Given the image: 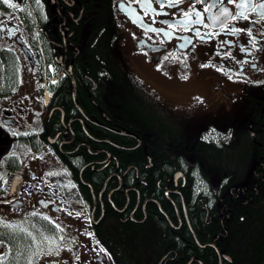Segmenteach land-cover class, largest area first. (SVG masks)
I'll return each instance as SVG.
<instances>
[{
	"label": "flooded vegetation",
	"instance_id": "af4514ba",
	"mask_svg": "<svg viewBox=\"0 0 264 264\" xmlns=\"http://www.w3.org/2000/svg\"><path fill=\"white\" fill-rule=\"evenodd\" d=\"M261 5L0 0V264H117L101 230L111 215L146 222L149 203L193 236L185 175L141 176L120 155L142 151L152 169L159 154L186 146V111L198 106L181 99L173 79H187L184 66L203 85L202 102L231 114L208 141L232 144L246 132L264 149V118L255 117L263 103L250 97L264 90ZM44 76L54 80L47 94ZM252 171L264 182V158ZM257 191L247 188L248 206ZM210 243L219 263L233 262ZM168 256L158 264H171Z\"/></svg>",
	"mask_w": 264,
	"mask_h": 264
},
{
	"label": "trees",
	"instance_id": "16d2710c",
	"mask_svg": "<svg viewBox=\"0 0 264 264\" xmlns=\"http://www.w3.org/2000/svg\"><path fill=\"white\" fill-rule=\"evenodd\" d=\"M250 97H255L257 104L263 103V109H256L257 114L262 113L255 117L264 118V90L251 93ZM257 137L235 132L232 144H221L186 132V146L170 150V156L159 154L152 169H145L146 156L142 151L120 155L123 166L139 165L141 176L152 174V178L164 180L172 178L177 170L183 171L187 178L185 202L195 231L192 236L186 226L184 234L173 229L153 203L148 204L149 218L143 223L123 222L111 215L100 238L111 249L116 263L158 264L167 252L169 259L174 258L171 264H187L192 257L203 264H219L216 250L200 247L195 235L200 244L214 241L221 252L233 258L232 263L224 264H264V182L258 181L252 171L264 158ZM129 173L134 175L135 170ZM249 186L260 190L256 193L260 195H255L248 206ZM157 193V189L151 192L162 198ZM162 200L168 215L164 214L174 219Z\"/></svg>",
	"mask_w": 264,
	"mask_h": 264
},
{
	"label": "rangeland",
	"instance_id": "374dc122",
	"mask_svg": "<svg viewBox=\"0 0 264 264\" xmlns=\"http://www.w3.org/2000/svg\"><path fill=\"white\" fill-rule=\"evenodd\" d=\"M183 73L187 78L185 80H178L176 77H173L176 86L180 90H182L181 99L187 102L196 99L195 104L198 106L196 109L190 107L186 111L188 121H190V125L192 126V129L189 131L194 134L198 133V130L201 131L202 128L207 129L206 133L203 134V138L207 140H217L220 136L217 135L218 133H216L215 131L213 132V129L211 127H216L217 125L225 123L227 120L231 119V114L228 112L229 110L223 111L219 108H215L216 103L213 102L210 103V107L209 104L205 102L203 103V85L199 84L192 78V74H189L187 66H184ZM148 77L149 74L148 72H146V81H149L150 78ZM171 81V79L167 78V80L163 83V86L169 88L172 87L173 84ZM206 115H209L210 119H204L203 121V116ZM238 118L241 119L239 115ZM194 121H198L199 124H197L196 122V126L193 125V123H195Z\"/></svg>",
	"mask_w": 264,
	"mask_h": 264
},
{
	"label": "snow or ice",
	"instance_id": "6c2138e0",
	"mask_svg": "<svg viewBox=\"0 0 264 264\" xmlns=\"http://www.w3.org/2000/svg\"><path fill=\"white\" fill-rule=\"evenodd\" d=\"M5 2H7V0H5ZM175 2L176 3H179L180 2V0H175ZM229 2H233V0H229ZM248 5L247 4H244V3H241L240 5H239V7H241V8H245V7H247ZM261 7H264V5H261ZM206 11H207V9H205ZM224 15H227V10L225 9L224 10V13H223ZM185 15L187 16V15H189V13H185Z\"/></svg>",
	"mask_w": 264,
	"mask_h": 264
},
{
	"label": "water",
	"instance_id": "95a60500",
	"mask_svg": "<svg viewBox=\"0 0 264 264\" xmlns=\"http://www.w3.org/2000/svg\"><path fill=\"white\" fill-rule=\"evenodd\" d=\"M196 239H197V238H196ZM197 242H198V241H197ZM198 244H199L200 246H203V247H205V246H207V245H209V246H215L213 243H211V244H206V245H201V244L198 242ZM193 261H198V262H200V264H203L202 261H201L199 258H197V257H192V259L189 261L188 264H191ZM221 262H222V259L220 260V264H222Z\"/></svg>",
	"mask_w": 264,
	"mask_h": 264
},
{
	"label": "bare ground",
	"instance_id": "6f19581e",
	"mask_svg": "<svg viewBox=\"0 0 264 264\" xmlns=\"http://www.w3.org/2000/svg\"><path fill=\"white\" fill-rule=\"evenodd\" d=\"M165 200H166V199H165ZM170 222L172 223L171 220H170ZM188 223H189V222H188ZM190 227H191V229H192V226H190ZM192 232H193V234H194L193 229H192ZM194 237H195V239L197 238L195 235H194ZM196 241H198V239H196ZM198 242H199V241H198ZM199 243H200V242H199ZM210 244H211V243H210ZM213 244H214V243H213ZM201 245H202V244H201ZM204 245H206V244H204ZM214 245H215V244H214ZM208 246H209V245H208ZM163 256H164V255H163ZM191 259H192V258H191ZM191 259H190V260H191ZM190 260H189V261H190ZM189 261H188V263H189ZM193 262H195V261H193ZM193 262H192V263H193ZM196 262H198V261H196ZM188 263H187V264H188ZM192 263H191V264H192ZM199 263H200V262H199ZM219 264H220V263H219Z\"/></svg>",
	"mask_w": 264,
	"mask_h": 264
}]
</instances>
